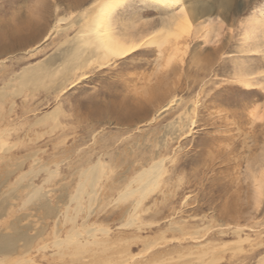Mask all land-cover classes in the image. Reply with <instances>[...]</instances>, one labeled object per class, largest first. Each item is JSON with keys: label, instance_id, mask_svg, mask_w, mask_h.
Listing matches in <instances>:
<instances>
[{"label": "rangeland", "instance_id": "1", "mask_svg": "<svg viewBox=\"0 0 264 264\" xmlns=\"http://www.w3.org/2000/svg\"><path fill=\"white\" fill-rule=\"evenodd\" d=\"M92 2L0 0V233L27 236L0 264H264V0L56 90L41 67L76 29L45 36ZM154 161L156 184L132 182Z\"/></svg>", "mask_w": 264, "mask_h": 264}, {"label": "bare ground", "instance_id": "2", "mask_svg": "<svg viewBox=\"0 0 264 264\" xmlns=\"http://www.w3.org/2000/svg\"><path fill=\"white\" fill-rule=\"evenodd\" d=\"M128 1L130 2V0ZM128 1L127 0H93L91 5H89L88 7H85L76 17H73L75 18V20L73 21V24L68 29L61 30L62 28L61 29L59 28L60 23L58 21L57 24L54 25L52 30L49 33H47V35L45 36L44 42L48 39H51L52 35H55L56 33L61 34L62 32H65V34H67L68 30L73 29V28L76 29L75 36L73 37V39L69 41L66 40L65 45H63L64 47L57 49V51L53 54V56L49 58L47 62H45L43 67H41L42 69L43 68L49 69L45 77L51 79V82L56 88V90L63 91V89H65L64 88L65 83L70 82L72 80L71 76L73 74L75 75V73H77L78 71L82 74V76H84L92 68H96V67L104 68L107 65H109L111 61L114 62L115 60H118V59L119 60L126 59L129 56L140 51L143 47L155 44L157 36L162 32H165L168 36L169 35L175 36V43L173 45L172 55L177 54L178 52H180L179 42L181 38H183L185 34H188V32H191V27L195 23L197 25L199 23L203 24L204 22H208L206 20L208 18H211L213 14L219 10L222 12L221 16L225 19L227 18V15L230 12H232L233 10L237 11V10L242 9L244 6V3L249 4L251 0H201V1L190 0L191 2L189 4H185L183 0H147L148 3L151 2L152 4L153 3L156 4L157 7H155V10L158 11V13L162 14L163 18L160 20H156V21L154 20L155 22L142 21V23H140L141 22L140 14L145 16V14L147 13V8L145 9L142 6L131 5L132 3L130 4V6H128L125 9L120 8ZM68 5H69V8H74V7L80 8L85 5V2L80 1V3L78 4L71 3ZM118 8L122 10H117ZM173 8H176L177 11L174 9V11L176 12L172 13L170 11H172ZM128 16L129 18L127 19ZM253 20H255L254 22L256 23L258 22L257 20L259 19L257 17V19L253 18ZM262 20L261 21L259 20L260 22L256 24L257 28L259 29L264 28V17L262 18ZM60 21H65V20L62 19ZM199 28H200L199 30H203L204 27L200 26ZM197 30L195 32L196 34H198ZM209 32L210 30H208V33ZM252 33L254 32L252 31ZM246 35H248V37L250 38V33H246ZM203 36L206 37L205 35ZM247 41H249V39ZM12 47H7V49H5L2 52L7 53V52L15 50ZM39 49H40V45L29 50L28 54L35 55L39 51ZM159 49L160 50L158 52L161 55L163 52L161 48ZM69 60H71L72 63H69ZM57 63H60L61 69L56 68L55 70H52L51 69L52 66L57 65ZM36 68H30V67L25 68L22 72V75L26 76L31 71L35 70ZM35 71H37V69ZM35 76H37V73L31 74V77H35ZM243 80H245V78H243ZM248 81H245V82L247 83ZM168 107L169 105L163 108L164 110H166ZM167 146L168 144L167 142H165V143H161L160 147L165 148ZM99 164L100 163L98 162L96 165L97 169L101 167ZM160 165H162L161 162H155L151 166L141 169V171L137 174L136 179H134V181L132 182H136L138 178L141 177V178L147 179L146 183L148 184L150 182L152 184H156L157 178L161 176V173H162L161 169L158 170ZM98 175L99 174L96 175L95 181L97 180V178H100ZM131 185L132 184L130 183L128 185V188ZM129 190L131 189H128L127 191ZM37 198L41 200L44 198L45 200V195L43 197L37 194ZM46 203L42 202V204L45 205V207L47 208ZM47 210L50 213H53L51 209L47 208ZM128 226H130V224ZM12 230L14 231L13 234L0 233V255H3V256L6 255L9 257L17 255L19 253V247L17 245L18 240L24 237L27 238L26 232L23 230L22 227L18 226L17 224L12 226ZM239 232L237 231V234ZM91 244L101 245L104 243L100 241H94ZM126 261L127 260H125L124 262L126 263Z\"/></svg>", "mask_w": 264, "mask_h": 264}]
</instances>
